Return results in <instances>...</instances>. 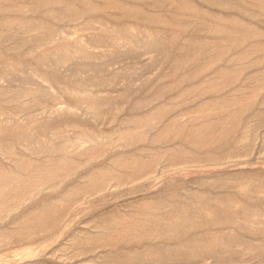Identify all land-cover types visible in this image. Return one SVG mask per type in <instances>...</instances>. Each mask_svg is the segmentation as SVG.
Returning a JSON list of instances; mask_svg holds the SVG:
<instances>
[{
	"label": "rangeland",
	"instance_id": "374dc122",
	"mask_svg": "<svg viewBox=\"0 0 264 264\" xmlns=\"http://www.w3.org/2000/svg\"><path fill=\"white\" fill-rule=\"evenodd\" d=\"M0 264H264V0H0Z\"/></svg>",
	"mask_w": 264,
	"mask_h": 264
}]
</instances>
